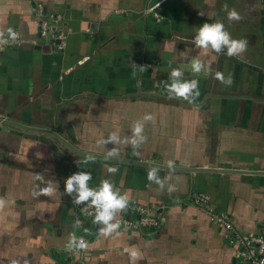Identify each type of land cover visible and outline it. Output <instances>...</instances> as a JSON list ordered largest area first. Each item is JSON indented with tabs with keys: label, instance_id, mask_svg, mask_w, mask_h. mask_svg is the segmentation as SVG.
Listing matches in <instances>:
<instances>
[{
	"label": "crops",
	"instance_id": "crops-1",
	"mask_svg": "<svg viewBox=\"0 0 264 264\" xmlns=\"http://www.w3.org/2000/svg\"><path fill=\"white\" fill-rule=\"evenodd\" d=\"M38 3L47 16L62 18L66 40L59 48L57 39L40 36L28 0H0V40L8 29L21 40L0 47V121L54 131L86 155L68 154L48 135L0 124V198L8 201L0 211V264H242L227 232L191 199L205 193L238 231L264 235V173H254L264 172V0ZM157 4L159 19L148 12ZM225 8L241 19L229 21ZM215 22L248 41L242 55L205 52L193 43L200 26ZM194 58L208 72L183 79H197L200 95L194 103L170 99V73ZM145 114L153 116L145 122L147 140L139 147L125 143ZM112 133L119 144L101 143ZM113 148L119 154L105 160ZM89 156L95 159L85 162ZM142 162L246 173L159 168L161 189L148 180L154 167ZM80 171L91 173V187L108 179L131 203L152 209L160 227L120 228L106 237L93 215L84 229L74 228V197L65 181ZM49 183L53 195H33ZM71 231L86 239V250L65 249ZM131 251L140 258L131 260Z\"/></svg>",
	"mask_w": 264,
	"mask_h": 264
},
{
	"label": "clouds",
	"instance_id": "clouds-1",
	"mask_svg": "<svg viewBox=\"0 0 264 264\" xmlns=\"http://www.w3.org/2000/svg\"><path fill=\"white\" fill-rule=\"evenodd\" d=\"M227 18L229 21H239L241 19L240 14L235 10H228ZM10 33L9 38L15 39V33L12 29H8ZM4 35L0 32V37ZM193 43L200 49L207 52L209 49L216 53H222L226 48L225 53L229 57L242 55L248 47V41L246 39H233L231 34L225 29V25L222 22L204 23L197 30ZM224 53V52H223ZM143 70V69H142ZM187 70L194 74L207 73L208 68L205 63L194 58L187 66ZM184 69H173L170 73L171 83L167 86V92L169 98H181L189 103H194L195 99L200 95L199 84L197 79L184 80ZM216 78L226 85L232 84L231 76L225 77L223 73L217 72ZM153 119L151 114H145L142 120H138L132 130V136L130 139L125 140V143H130L133 147H139L143 144L147 137L144 135V126L146 121ZM120 138L116 133H112L107 140L101 141V143H114L119 144ZM118 150L113 148L105 156V160L117 156ZM95 157L89 156L85 162L93 161ZM169 167H172V162H169ZM159 168L154 167L148 172V180L154 182L161 189L164 188L165 180H162L158 173ZM109 172H115V168H108ZM39 178V177H38ZM92 180V175L87 171H80L72 174L65 181V192L73 196V203L77 205L87 204L88 207L94 208V220L93 223L101 224L103 227L99 229L100 234L104 236H111L113 233H118L121 227V221L117 218L118 213L126 211L129 206L130 197L128 193H121L116 186L108 179L101 181L98 187H91L89 182ZM173 187L169 186L168 191L172 192ZM56 192V189L49 183L47 187L39 189L33 193L34 196L48 195L51 196ZM8 201L4 198H0V211L7 207ZM80 221L76 220L73 227H79ZM88 248V242L83 237H77L75 233L71 234L65 249L68 251L86 250ZM127 251V250H126ZM130 259L135 261L140 258V253L137 251L130 252ZM13 264H17L13 261ZM27 264V261L25 262Z\"/></svg>",
	"mask_w": 264,
	"mask_h": 264
},
{
	"label": "built area",
	"instance_id": "built-area-1",
	"mask_svg": "<svg viewBox=\"0 0 264 264\" xmlns=\"http://www.w3.org/2000/svg\"><path fill=\"white\" fill-rule=\"evenodd\" d=\"M31 3V12L39 21V34L42 38H47L51 35L52 40L57 39L61 43L66 40V35L61 29L62 18L59 16H47L42 5L38 0H28ZM159 4L152 6L148 12L155 13L156 18H161ZM15 39H10L9 36L0 40V47H8L20 44V37L16 31ZM61 45V44H60ZM59 45V48L61 47ZM191 203L197 208L207 213L211 223L227 232V242L236 250V258L242 264H264V235L249 233L245 234L238 231L235 227L231 216L225 212L218 211L211 201L209 195L198 193L191 199ZM76 220L80 221L78 229H84L87 220H89L95 212L94 208L88 207L87 204H75ZM121 221V229L125 231L138 230L140 228L156 229L160 227V219L156 213L147 207L139 206L129 201V206L126 211L121 212L118 218ZM75 220V222H76ZM80 237L76 231H71ZM83 237V236H82ZM85 239V238H84ZM86 240V239H85Z\"/></svg>",
	"mask_w": 264,
	"mask_h": 264
},
{
	"label": "water",
	"instance_id": "water-1",
	"mask_svg": "<svg viewBox=\"0 0 264 264\" xmlns=\"http://www.w3.org/2000/svg\"><path fill=\"white\" fill-rule=\"evenodd\" d=\"M69 12H67L68 15ZM47 41L49 43H52V37L49 35L47 37ZM56 44L60 45L61 42L59 40L56 41ZM182 69H184V75L186 74L187 76L190 75H199V74H194L190 71L187 70V66L182 65ZM0 124L7 125V126H12L18 130L24 131V132H32V133H42L45 135H48L52 138H54L58 144L68 153V154H80V155H86L85 153L81 152L80 150L76 149L73 147L69 142H67L62 136L59 134L55 133L54 131L50 130H44V129H33V128H28L26 126H23L19 123L11 122V121H0ZM146 166L150 167H158L160 169H164L167 171H174V172H183V173H194V172H212V173H222V174H234V173H246L244 170H233V169H220V168H174V167H165V166H160L158 164H152V163H141ZM254 173H264V172H254Z\"/></svg>",
	"mask_w": 264,
	"mask_h": 264
}]
</instances>
